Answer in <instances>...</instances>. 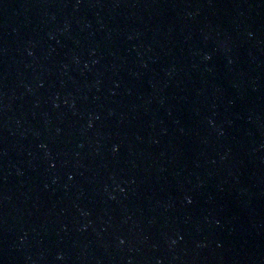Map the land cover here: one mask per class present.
<instances>
[{
	"label": "water",
	"instance_id": "1",
	"mask_svg": "<svg viewBox=\"0 0 264 264\" xmlns=\"http://www.w3.org/2000/svg\"><path fill=\"white\" fill-rule=\"evenodd\" d=\"M0 264H264V0H0Z\"/></svg>",
	"mask_w": 264,
	"mask_h": 264
}]
</instances>
